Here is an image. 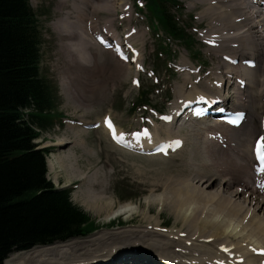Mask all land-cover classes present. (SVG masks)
Here are the masks:
<instances>
[{
  "label": "bare ground",
  "instance_id": "6f19581e",
  "mask_svg": "<svg viewBox=\"0 0 264 264\" xmlns=\"http://www.w3.org/2000/svg\"><path fill=\"white\" fill-rule=\"evenodd\" d=\"M114 1L58 0L55 7L58 12H63L65 8L74 10L73 12H65L66 24H62L59 29H56L58 37L66 38L74 34L67 26L74 13L84 14L87 20H92L97 14L104 12L110 15L116 14L117 2L113 3ZM118 1L122 2L123 0ZM262 3L263 0H260V4ZM252 4L249 0H191L188 5L191 9L203 5L198 16L207 19L208 27L206 36L204 37L205 34L202 35V33L201 35L205 40L214 43L212 49L219 52L218 56L222 60L226 57H237L241 62L248 59H257L260 65L257 64L254 69H250L242 63L238 66H233L225 61L223 63L219 62L214 68H211V74L207 80L197 82L193 94L182 95L184 93V85H188L193 79L190 74L183 77L185 84L176 90V94L179 97L174 104L182 98H185V101H193L208 96L213 98L222 97L226 90L225 103H230L231 107L229 109L247 111L250 117L249 124L239 129H233L220 123L217 126L208 125L206 128L198 124L194 130L186 128L187 138L191 137L194 140L207 138L203 143V151L196 157L198 162L196 163L193 158L187 159L186 163L182 162L178 169L180 177L175 178L171 183L172 185L166 188L169 191V195L164 192L158 198L145 201L149 211L152 210V206L156 203H161V206L170 208L177 216V220L181 219L183 230L180 233L184 231L183 234L167 235L160 233L153 225H144L145 222H142L141 227H152L153 229H148L149 231L129 229L120 233L102 234L103 236H96L97 238H93L84 244L71 240L74 242L67 241L61 244L58 243L55 246L35 247L33 250L22 251L13 255L6 260V264H56L60 262L63 264H77L72 263L75 258H71L74 255L71 251L74 250L80 251L79 255L82 258V260L78 258L80 263L89 264L94 260L100 261L109 258V260L113 259L111 262L117 261L118 263L123 262V264H135V262L136 264L139 262L141 264H150L152 261L144 254L146 248L142 247V243L156 249V251L163 250L162 257L166 258L167 262L171 259L180 258V253L175 251L176 246L181 248L191 246L187 248L189 252L187 251L186 255L192 257V260H197L196 258L202 256L209 259L211 263L222 261L226 264H235L237 258H243V264H261L264 261V217L261 215L264 212V194H258L255 191L248 196L247 193L249 187L247 181L251 171L249 162L252 161L249 147L254 143L257 136L264 134L261 126V118L264 115V33L261 34L260 32L262 31L256 30L262 28L264 32V21L254 20V16H257L260 11L253 6L255 4ZM260 4L255 6L259 7L261 6ZM56 19L57 17L53 22ZM115 20L118 21L110 18L111 25L116 24ZM98 24L100 25L101 23L99 22ZM108 30L106 34L102 33L104 30L97 31V33L100 32L104 34V37H107L110 35ZM82 36L84 39L81 37L78 44L84 48L85 53L90 51L93 58H91V61L83 62L82 59H87V57L74 54V59L71 56L68 61L66 60L63 73L65 78L70 76L72 78L64 80L63 87L68 94L67 97L71 99L69 101H74L78 96L81 99L93 97V101L95 99L101 100L105 91L101 90L99 86V90H96V92H100L99 96L93 94L96 92L88 86L87 77L92 76L94 71L96 72V68L98 70L106 67L119 80H122L126 73L128 77L130 76V65L119 60L113 51L101 48L97 42L95 43L87 38L85 33H82ZM132 37L134 39L139 37V35ZM97 53L99 54L96 55ZM246 55H250V57ZM103 64L105 66H102ZM184 65L182 64V66ZM231 74L235 75V79ZM195 77L199 81L198 76ZM229 77L231 78L228 83L229 87L224 90V84ZM237 77L243 79V82H247L244 89L240 88V82L236 80ZM97 81L99 82L98 79ZM101 81L103 82V80ZM193 83L196 84L195 81ZM85 124L89 123L85 122ZM73 126L70 125L69 129L72 130ZM216 127L226 131L222 134L223 138H226V143L224 140H209V133H214L213 130ZM223 127L227 130L223 129ZM206 130H209L207 135ZM80 131L82 130L74 131L76 132V138L68 139L69 137H66L68 140H65V138L57 142V146L63 147L57 149L59 155L54 154L53 158L56 161L53 158L47 159L48 167L54 170L55 163H58L59 166H56V168L59 167L60 172H55L57 177L62 171L67 175L68 181L75 179L85 185L78 195L85 209L93 211L96 215L105 214L106 217L128 216L129 222H136L132 220V217L135 214L142 215L141 210L138 209L139 204L125 203L116 208L112 199L103 197L101 189L104 192L108 188L107 179L110 176L108 172H96L97 174L90 176L88 172L82 169L85 168L84 166L80 168L76 165L81 158L78 159L74 149L79 141L81 143V139L84 141ZM120 135H123L121 131ZM245 136L249 137L247 143H245ZM137 144L142 148V143ZM191 151H193V147ZM84 153L88 158L98 156L97 154L95 155L96 152L93 153L92 151H85ZM230 160L233 163L232 165L229 164ZM194 180L200 183V186L194 185ZM241 182H243L242 190L239 191L237 189L235 193H230L231 188H234L233 185L237 183L240 185ZM217 183L221 186L219 192L214 190V188L212 189ZM257 198L260 199L257 201ZM146 222L149 223L150 221L147 220ZM153 223L159 224L157 221ZM154 237H160V241L155 240ZM132 239L136 240L130 243ZM207 239L215 247L214 249L211 248L212 246H207ZM112 243L113 246H111L109 251L107 247ZM123 246H130L131 249L122 248ZM135 247L139 251H132L128 255L127 253L130 250H134ZM115 248L117 250L113 253ZM149 251L151 252V250ZM260 251L261 253H259ZM170 252L179 256H174ZM193 252H197L198 255ZM153 259L155 263L162 264V262H158V259Z\"/></svg>",
  "mask_w": 264,
  "mask_h": 264
},
{
  "label": "rangeland",
  "instance_id": "374dc122",
  "mask_svg": "<svg viewBox=\"0 0 264 264\" xmlns=\"http://www.w3.org/2000/svg\"><path fill=\"white\" fill-rule=\"evenodd\" d=\"M57 1L58 0H30L31 6L37 15L39 28L42 33L39 62L40 76L44 78L51 89L54 90L56 97L53 110L56 121L47 130L42 132L40 137L37 139V142L40 147H49L51 149V152L47 155V159H52L54 154L59 155L57 149L63 147L56 146L57 142L60 139L64 140L66 137H69L68 139L76 138V132L74 131L81 129V137L85 142L81 139V143L79 141L78 145L74 149L77 153L78 159L81 158L77 161L76 165H78V167L80 168L84 166L85 168L82 169H84L85 172H88L90 176L104 171L108 172L110 174L109 178L107 179L108 188L104 192L103 189H101L103 197L106 199H112L115 203L116 208L120 207L121 204L124 205L125 203L139 204L138 209L142 212V215L135 214L132 217V220L136 222H129L128 216L122 215L121 217L117 218V220L111 221V216L106 217L105 214L96 215L93 213V211L85 209L82 206L81 198L78 197L80 190H83L85 185L75 179H71L70 181H68L67 175L62 171L58 174L57 177L55 172H60V169L59 167L56 168V166L59 165L58 163H55L56 166L54 170L48 167V179L56 187L71 188L73 203L79 206L81 209L84 208L83 210H86L85 213L90 217L92 223L94 222L93 224L95 225V231L93 233H87V235L82 236L81 238L74 239V241L80 244H84L88 243L93 238L106 235L107 233H120L123 230L129 229H153L152 227H141L142 222H145L144 225H153L154 227H156V230H158V227L161 226L165 227L166 229H171L167 231V233H164L167 235H176L177 233H180V231L183 230V227L181 225L182 221H180V218V220H177V216L173 211H171L170 208L161 206V203H156L152 206V210L149 211L145 205V201L158 198V196L162 195L164 192L166 194L169 192L166 188L167 186L170 187V185H172L171 183L175 178L180 177L178 175V169L182 162L186 163L185 161L193 158L197 163L198 160L196 157L203 151V143L205 140H207V138H199L197 140H194V138L191 137L187 138L186 131L178 129V127L167 128L164 125H160V123H157L158 119L155 116V113L152 110L146 109L145 107L141 106L142 103L139 101V95L142 91H152L149 97L148 106L155 107L161 112H165L167 108H169V99H172L173 95L176 93L174 92L175 89H180V86L183 87L182 85L185 84L183 77L188 74L184 73L180 75L179 72L175 71V69L172 68L174 64H178L180 66H182V64H189L193 68L195 67L194 69H196V67L198 66H206V73H208L209 68H214L217 64H219V62L223 63V61L216 56L217 53L213 50H210L208 45H205L199 37L200 31H202V35L205 34L204 37L206 36V30L208 27L207 19H203L198 16L203 5H200L198 8L191 9L188 6L191 0H180V2H183V4L186 5V9L181 10L175 8L169 3L170 8L173 9L172 13L176 16L177 23L180 27L185 29V33L191 36L193 40V44L191 47L184 42L175 41V43H169L170 41L166 42L165 39H159V37H157L156 35V33L159 32V28L155 30L153 28V22L147 18L144 19L141 14L143 12L139 11V9L136 7H132L131 0H123L122 2L115 0L113 3L117 2V8L115 10L117 13L112 14L113 16L104 12L97 14V16L93 17L92 20H87L85 19L84 14L74 13L67 25L71 29L70 31H72L74 34H72L70 37L59 38L56 29H59L62 24H66L65 12H73L74 10L65 8L63 12H58L55 9ZM127 3H129L131 9L134 11V17H137L138 19L143 21L141 22L142 32H137L139 37L135 38L134 40L137 47L141 51V61H143V63L149 70L153 69L156 71L155 78H150L148 74L141 73V86H134L133 78L136 76V72H139L134 65H130V76L128 77V74L126 73V76L122 80H119V78L114 75L111 70L109 71L106 67L99 68L98 70L96 68V72L94 71L92 76L87 77V84L94 92H96V90H99V86L101 90L105 91V94H103L101 100L95 99L96 101H93V97L81 99L78 96L74 101H69L71 99L67 97L68 94L63 87V82L64 80H70L72 76H70L69 78H65V75L63 73L64 62L66 60L68 61V59L71 58V56H73L74 54H77L79 56L84 55L85 57H87V59H82L83 62L91 61V58H93V55L90 51L88 53H85L84 48L78 44L79 39L81 37L83 38L82 33H85L87 38L95 42L90 35V32H94L93 29L98 30L99 28L98 31L104 30L102 33L105 34L107 33L108 29V32L119 29L118 33L121 32V34H126L127 29H125V26L120 27V20H127L128 26L139 24L138 21L132 19V17L126 11H124ZM137 13H140L141 16ZM56 17L57 19L53 22ZM110 18L118 20L114 21L116 23L115 25H111L112 20L110 21ZM99 22L101 23L100 25L98 24ZM88 25H90L91 27H89ZM256 30H259V32L262 31L260 32L261 34L264 33L262 28H258ZM137 34L135 33L132 36H136ZM165 43H167V45ZM98 54L99 53H97L96 55ZM246 56L250 57V55ZM102 66L105 65L103 64ZM137 76L139 77V75ZM195 76H198V78L201 79V71L198 75H192V78H194ZM208 78L209 75L207 77L203 76L204 80L201 81H205ZM97 79L99 80V82L97 81ZM101 80H103V82ZM98 83L100 84L98 85ZM196 85L197 83L194 84L192 81H190L188 85L185 84L183 91L184 93H182V95L193 94ZM188 86H191L192 90ZM228 87L229 84L226 85L225 83L224 90ZM99 93L100 92H96L93 94L99 96ZM107 114L112 115L119 126L125 131H130L134 127H139V125L144 123V120L152 121L153 119L157 123L156 126H158V129L155 132L158 133L157 136L159 138H166L168 135H182V137L187 140L186 146L182 151L170 158L137 156L129 154L127 152H123L114 147L109 141L106 133L101 128L85 131V129H83L82 127L73 126L72 130L69 129L70 126L67 119H80L81 121L89 123L95 122L98 119L101 120L102 117ZM81 116H83V118H81ZM165 129H168V132H165ZM223 129L226 128L223 127ZM214 131L220 132L221 134H224L226 132L225 130H220L218 127H216L213 132ZM208 132L209 130H206V135L208 134ZM68 139L66 138L65 140ZM248 141L249 137L245 136V143H247ZM192 147L193 151H191ZM85 151H92L93 153L96 152L95 155L97 154L98 156H95V158H88V156L84 153ZM54 161L56 160L54 159ZM229 164H233L231 160L229 161ZM87 168L91 169L88 170ZM58 181L59 184L57 183ZM157 182L158 184H156ZM193 184L196 186H200V183H197L195 180L193 181ZM238 184L239 183L233 185L234 188H231L230 193H235L237 189L242 188L239 187L241 185ZM213 188L214 190H217V192L221 190V186L218 183L214 185L212 189ZM258 213L260 214V212ZM261 215L264 217V212ZM147 220H149L150 222H146ZM155 221H157L159 224L153 223ZM183 232H181L180 234H183ZM154 238L155 240L160 241V237ZM134 240L136 239H132L130 243H133ZM55 245L57 244H54L53 246ZM111 246H113V243L109 246L110 248L107 247L109 251L111 249ZM207 246H212L209 239H207ZM142 247H145L147 252L151 250V252L155 256L160 257V254L161 256H163V250L156 251V249L143 243ZM189 247L191 246H187L186 248H184V251H187V248ZM122 248L131 249L130 246H123ZM211 248L214 249L215 247L212 246ZM171 249H173V247H171ZM116 250V248L113 249V253H115ZM176 251L181 253L180 249H176ZM71 253H74L71 258H75V261L72 263H80V261H78V258L79 260H82L79 255L80 251L74 250L71 251ZM172 254L174 256H179L174 253ZM194 254L198 255L197 252H195ZM150 256L152 257V254H150ZM189 258L191 259L192 257ZM196 259L200 262L204 261L211 263L209 259L202 256ZM56 264L63 263L60 262Z\"/></svg>",
  "mask_w": 264,
  "mask_h": 264
},
{
  "label": "trees",
  "instance_id": "16d2710c",
  "mask_svg": "<svg viewBox=\"0 0 264 264\" xmlns=\"http://www.w3.org/2000/svg\"><path fill=\"white\" fill-rule=\"evenodd\" d=\"M148 0L166 32L183 29L165 6ZM41 31L30 0H0V264L14 250L85 235L94 227L47 179L45 154L34 140L52 117L55 92L40 76Z\"/></svg>",
  "mask_w": 264,
  "mask_h": 264
},
{
  "label": "snow or ice",
  "instance_id": "6c2138e0",
  "mask_svg": "<svg viewBox=\"0 0 264 264\" xmlns=\"http://www.w3.org/2000/svg\"><path fill=\"white\" fill-rule=\"evenodd\" d=\"M262 140H264V138H262Z\"/></svg>",
  "mask_w": 264,
  "mask_h": 264
}]
</instances>
